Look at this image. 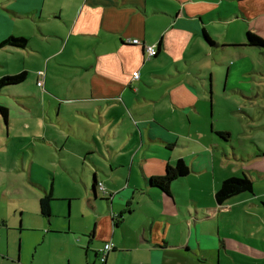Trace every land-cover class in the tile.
I'll use <instances>...</instances> for the list:
<instances>
[{
    "label": "crops",
    "instance_id": "crops-1",
    "mask_svg": "<svg viewBox=\"0 0 264 264\" xmlns=\"http://www.w3.org/2000/svg\"><path fill=\"white\" fill-rule=\"evenodd\" d=\"M248 32L264 39V0H0V42L28 39L0 53L15 48L31 63V71L0 72H27L0 88L8 109L7 119L0 113V227L15 225L19 213L25 226L29 206L42 215L48 192L52 215L62 198L71 215L80 201L83 218L78 231L68 224L72 240H46L42 222L43 237L22 238L18 250L20 239L8 236L0 264H264V167L249 168L253 191L219 203L221 183L237 175L217 181L214 160L203 158L209 144L232 138L215 126L229 111L215 102V85L226 101L250 98L239 84L256 67L244 49L264 61ZM148 44L158 49L149 59ZM30 73L35 88L23 89ZM200 141L191 154L177 150ZM257 148L253 163L264 166V143ZM178 159L189 173L169 192L151 182ZM206 179L207 199L198 193ZM108 241L115 248L102 262Z\"/></svg>",
    "mask_w": 264,
    "mask_h": 264
},
{
    "label": "rangeland",
    "instance_id": "rangeland-1",
    "mask_svg": "<svg viewBox=\"0 0 264 264\" xmlns=\"http://www.w3.org/2000/svg\"><path fill=\"white\" fill-rule=\"evenodd\" d=\"M241 33L242 31H240L239 34ZM241 37L245 39L244 34H242ZM244 50L245 53H253V63L256 67V71L250 73L247 76V82H241L239 84L240 86L249 89L250 92L248 91V95L250 98L244 96H235L239 95L238 93L234 94V96L230 95V101H226L222 94L223 84L219 82V84L215 85V102L225 105L226 109L229 110L227 111L228 113L223 115L220 114L217 117L218 120H216L215 126L228 129V132L232 134L231 142H227V146L214 148L209 144V154L203 156L205 159L212 158L214 160L213 169L215 171L214 176L217 181L230 174H235L237 176L246 175L254 179L255 173L250 172L249 168L264 167L260 163H253L255 153H258V144L260 145L264 143V74H261L260 72L264 67V61H259V56L255 55L257 52L251 46ZM19 51L20 50L11 48L8 51L0 53V72H7V70L10 72L14 69H18L20 71V69L24 68L31 71L29 56L24 53H19ZM33 82L34 78L32 73H30L27 81L23 84V89H34L35 83L33 84ZM177 130L179 131V129ZM203 145L204 144L200 141V144L194 145L193 147L177 146L179 147L177 150L186 151L191 154L192 148H194V150L202 149ZM206 145L208 144L205 142L204 147H206ZM184 157H188L187 154H184ZM55 164L61 166L59 162H55ZM56 165L55 168H58ZM242 165L245 166L243 167ZM252 173L254 177L252 176ZM207 176L212 178L213 172L209 171ZM48 179L51 183L52 179L50 176ZM211 184L212 181H208L206 179L204 184L206 186V192H198L199 194L204 195L203 198L207 199V197H209V191L207 189ZM9 185L10 183L8 182V186ZM58 199V204L60 207L58 211L53 212L51 219L43 217L39 213V210L29 206L23 215V224L25 226H22L20 223L21 215L19 213L18 220L13 223L15 225L9 227H0V237L2 235V239L0 240V251H6L8 249V236L20 239L17 240V250L20 244L22 246V238L24 239L25 244H30L36 239H41L43 237V231L40 230L41 222L51 230L46 236V240H72V236L75 235V233H77V231L81 229L82 226L81 222L83 221V218L81 216L82 208L80 206V201L75 203L73 206V213L71 215V212L70 214L68 212L69 208L67 201L62 200V198ZM70 222L71 227L76 225L77 231L69 228L68 224L70 225ZM20 227H22L23 230H20ZM78 238L81 239L82 236L76 235V239ZM54 248L58 249L59 246L55 245Z\"/></svg>",
    "mask_w": 264,
    "mask_h": 264
},
{
    "label": "trees",
    "instance_id": "trees-1",
    "mask_svg": "<svg viewBox=\"0 0 264 264\" xmlns=\"http://www.w3.org/2000/svg\"><path fill=\"white\" fill-rule=\"evenodd\" d=\"M210 40V39H209ZM211 41V40H210ZM28 39L25 37L11 36L4 41L0 42V48L5 45H12L18 47H25ZM247 43L249 45L264 47V39L253 32L247 33ZM27 78V72L23 71L15 75H7L0 78V88L7 85H14L25 81ZM0 113L4 119L8 118V109L5 106L0 105ZM222 137L228 136V132H219ZM189 173V167L183 159H178L175 165H168L165 174L160 176L151 177V182L154 185L161 187L166 192L170 191L172 181L175 179L185 176ZM254 181L252 178L243 176H232L225 179L219 189L216 192V199L219 203H222L229 197L237 195L245 191H253ZM54 196L51 192L46 193L40 199V210L43 216L49 218L52 215V201ZM264 204V202H263Z\"/></svg>",
    "mask_w": 264,
    "mask_h": 264
},
{
    "label": "built area",
    "instance_id": "built-area-1",
    "mask_svg": "<svg viewBox=\"0 0 264 264\" xmlns=\"http://www.w3.org/2000/svg\"><path fill=\"white\" fill-rule=\"evenodd\" d=\"M133 44H141L142 42L139 39H133L131 41ZM147 58H152L157 55L158 49L156 45L148 44L144 46ZM38 75L41 77L38 80V85L39 86H44V81H43V76L45 75V71L40 70L38 71ZM140 76L139 71L133 72V78L138 79ZM115 248V244L112 241H108L104 244V247L102 248V253H101V261L105 262L107 260L108 254Z\"/></svg>",
    "mask_w": 264,
    "mask_h": 264
},
{
    "label": "water",
    "instance_id": "water-1",
    "mask_svg": "<svg viewBox=\"0 0 264 264\" xmlns=\"http://www.w3.org/2000/svg\"><path fill=\"white\" fill-rule=\"evenodd\" d=\"M93 188H94V192L96 193V189H95V186H94Z\"/></svg>",
    "mask_w": 264,
    "mask_h": 264
}]
</instances>
